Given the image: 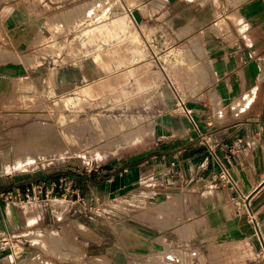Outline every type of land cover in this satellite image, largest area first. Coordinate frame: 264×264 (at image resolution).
<instances>
[{"label":"crops","instance_id":"1","mask_svg":"<svg viewBox=\"0 0 264 264\" xmlns=\"http://www.w3.org/2000/svg\"><path fill=\"white\" fill-rule=\"evenodd\" d=\"M136 1L133 7L123 3L121 16L109 20L110 28L104 29L126 35L128 54L135 46L129 63L138 72L148 66L146 43L183 47V82L174 83L167 77L177 101L175 108H180L156 117L147 136L92 174L73 177L72 184L80 194L89 191L92 205L107 204L118 196L130 198L142 207L145 219L153 222L165 218L146 209L169 205V227L160 231L147 220L139 221L136 228L120 224L117 232L109 225L103 232L88 226L79 230L86 251L104 249L112 260H128L133 253L151 258L155 245L161 249L160 242L183 238L185 251L189 247L192 251L193 244L201 252L211 245H248V251L257 255L249 264H262L257 260L264 250V0ZM46 5L48 0H0V103L20 95L45 94L50 87L53 96L61 99L73 89L92 87L97 79L96 65L80 61L76 52L63 49L56 56L57 64L45 55L53 29L66 28L63 20H50ZM73 33L68 34L67 42ZM89 43L85 50L95 56L96 43L91 38ZM151 56L159 63L154 51ZM119 76L107 84L111 92L125 79V72ZM94 89L91 91L99 92ZM201 136L225 159L238 191L217 180L207 147L199 143ZM5 140L0 133V189L22 190L34 180L44 181L48 188L63 176L46 171L37 177L16 174L27 168L14 169L15 151L10 152ZM57 201H52V209ZM51 208H39L38 224L33 225L27 217L31 211L0 203V235L20 243L25 259L31 258L42 248L30 239L58 221ZM77 214H83L79 206L68 212L71 217ZM83 215L87 219L93 216L92 212ZM114 240L115 248L110 247ZM1 251L0 243V255ZM6 262L11 264L12 257Z\"/></svg>","mask_w":264,"mask_h":264},{"label":"rangeland","instance_id":"2","mask_svg":"<svg viewBox=\"0 0 264 264\" xmlns=\"http://www.w3.org/2000/svg\"><path fill=\"white\" fill-rule=\"evenodd\" d=\"M38 1L44 3V0ZM57 1L48 0L46 9L50 20H63L66 28L64 31L60 28L53 29L50 41H46L48 47L45 55L52 58L50 61L57 64L56 56L67 48L68 53L76 52L80 61H91L96 65L97 79L91 82L92 88L120 77L124 72L125 79H122L116 91L111 92L107 88L101 90L98 95L96 91L92 93L91 90L89 92L79 88L60 99L53 96L50 87L45 94L20 95L2 101L0 133L6 139L2 142L10 144V152L15 151L14 165L16 158L26 164L27 169L17 171L16 174L29 173L37 177L46 171L49 175L62 173L61 177L72 180L73 177L92 174L112 156L119 155L138 142L135 138L125 142L123 136L126 133V136H129L138 129L143 136H147L151 122L156 117L174 114L175 109L180 108H175L177 101L168 86L167 77L174 83L183 82L184 50L179 44L146 43L143 49L148 66L144 65V70L138 72L137 66L129 63L135 46L129 49L128 54L126 35L104 30L110 25L109 20L121 16L123 3L133 7L137 4L136 0H66L63 3ZM74 25L75 27H72ZM91 29L93 30L90 33ZM73 31V37L67 42L68 34ZM90 38L96 43L95 56H89L85 50L90 44ZM152 51L159 63L152 60ZM127 56L130 58H126ZM120 124L124 127L120 128ZM14 169L19 170L17 167ZM71 186L72 190H75L72 183ZM88 192L86 189L83 194L78 193L80 201L75 203L68 198L59 199V195H53L50 200L57 199L56 206L52 209L50 201L46 210L51 208L57 215V223L47 225L30 239L34 246L42 249L33 253L31 258L25 259L24 248L20 243L14 242L16 254L3 249L0 264H7L9 256L12 257L11 264H249V261L257 259L256 253L249 252L248 245L242 244L211 245L204 252L200 251L198 245L193 244L192 251L191 247L185 251L184 239L174 236L172 240L177 239L174 242H160L161 249L159 245H155L156 248L152 246L154 252L151 253L154 255L150 256L151 258H140V254L133 253L128 260H112L105 254L104 249L87 253L86 240L79 233L83 228L94 226L103 232L106 225H109L117 232L120 230V224L136 228L139 221L147 220L143 216L142 207L130 198L118 196L107 204L92 205L88 203ZM76 206H79L83 214L92 212L91 219H87L83 214H77L75 217L68 215L69 210ZM19 207L22 211H31L27 217L33 225L38 224V205ZM146 210L165 218L160 222L147 220L157 225V230L168 229L167 220L171 213L169 205ZM137 212L141 214L138 215ZM175 232L178 234L177 230ZM112 246L116 247L115 240L113 245H110ZM168 252L170 256L167 255ZM19 253L22 255L18 257ZM258 254L257 261L264 264V250L261 249Z\"/></svg>","mask_w":264,"mask_h":264},{"label":"built area","instance_id":"3","mask_svg":"<svg viewBox=\"0 0 264 264\" xmlns=\"http://www.w3.org/2000/svg\"><path fill=\"white\" fill-rule=\"evenodd\" d=\"M187 118L193 123L190 112L185 110ZM194 125V130L198 132V128ZM199 143L207 147L208 154L213 162V165L217 169L218 177L217 180L223 184L228 185L235 191H238V185L234 181L228 166L226 165L225 159L218 156L215 151V147L211 146L207 139L203 136L199 138ZM216 182V180L214 181ZM72 180H68L66 177H59L54 181L48 188L45 186L44 181H30L23 186L22 190L12 188V189H0V203H9L12 205H19L22 207H28L30 205H38L42 211H46L49 207V202L52 201L50 198L53 195L58 196L59 199H69L72 200L74 196L75 199L72 200L73 203L79 202L78 192L72 190L71 186ZM68 200V202H70ZM54 201V200H53ZM57 201V199L55 200ZM250 222H253V218L249 217ZM14 239L8 235H0V243L2 244L4 250L15 252Z\"/></svg>","mask_w":264,"mask_h":264},{"label":"bare ground","instance_id":"4","mask_svg":"<svg viewBox=\"0 0 264 264\" xmlns=\"http://www.w3.org/2000/svg\"><path fill=\"white\" fill-rule=\"evenodd\" d=\"M105 30V29H104ZM119 80V79H118ZM116 82V81H115ZM110 83H112V80H108V81H106L104 84H102V85H99V86H97L96 87V90H98L99 92L101 91V90H103V89H106L107 88V84H110ZM114 86V85H113ZM86 91H89V90H91V89H94V88H92V87H90V86H87V87H85L84 88ZM74 90V89H73ZM95 90V89H94ZM75 91V90H74ZM90 92V91H89ZM98 92V93H99ZM93 93V92H92ZM92 93H90V94H92ZM88 94V93H87ZM86 95V94H85ZM138 125H136V127H137ZM119 127L120 128H123L124 126H123V124H120L119 125ZM128 131V130H127ZM126 133V132H125ZM133 133V132H132ZM123 134V133H122ZM121 134V135H122ZM127 134V133H126ZM126 134L123 136L124 137V141L125 142H127V141H130L132 138H135L136 140H138L139 138H141L142 136H143V134L141 133V130H136L135 131V133L134 134H132V135H129V136H126ZM120 136V135H119ZM105 139V138H104ZM120 143V142H119ZM101 144V143H100ZM116 145V144H115ZM28 160V159H27ZM26 160V161H27ZM21 166V167H20ZM25 166H26V164L25 163H23V162H21L20 160L18 161L17 160V158H16V163H15V165L13 166V167H17V169H19V170H22V169H24L25 168Z\"/></svg>","mask_w":264,"mask_h":264}]
</instances>
